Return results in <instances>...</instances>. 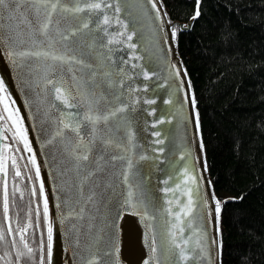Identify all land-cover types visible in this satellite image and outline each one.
Wrapping results in <instances>:
<instances>
[{
	"label": "water",
	"instance_id": "water-1",
	"mask_svg": "<svg viewBox=\"0 0 264 264\" xmlns=\"http://www.w3.org/2000/svg\"><path fill=\"white\" fill-rule=\"evenodd\" d=\"M66 2L73 3L74 0ZM122 2L127 4L122 17L129 19V30L134 27L136 31L132 43L137 45L135 51L140 54L138 58L128 56L132 49L127 45L120 47L117 41H113V53L130 62L125 65L118 60L112 66L111 76L106 77L102 73L108 65L100 66L93 55L101 50L99 47L89 48L91 33L82 30L74 37L78 46L77 55L97 66H78L82 68L78 74L87 79L96 71L98 74L88 81V86L94 88L97 95L103 93L109 97L107 101L101 99V110H107L109 104L116 106L112 97L121 87L117 83L121 78V74L116 71L117 67L125 69L122 76L124 96L119 102L129 104L125 112L110 118L107 124L103 121L99 123L98 136L102 135L103 140H95L86 160L78 159L76 153L85 151L91 140L88 135L91 131L90 123L85 121L81 125L85 141L79 147V137L73 130L65 128L63 135L59 134L60 113L57 109H67V106L58 100L56 106H52L54 91L52 85L47 88L44 86L43 58L30 57L25 66L13 64L4 44L0 43V63L22 113L48 195L49 212L53 220L51 254L54 256L49 260L47 239L48 264H145L150 259L154 264L156 256L164 264L168 229L177 222L184 227L180 236L189 240V249L195 248V228L201 225L200 217L203 214L200 203L197 202L196 209L190 214L193 224L185 223L188 217L183 213L182 219L178 221L168 211L169 201L172 211L180 210L181 205L177 204L176 197H179L181 204L187 202V192L182 194L179 188H173V184L191 186L183 180V173L176 175L186 159L180 156L181 151L191 148V155L199 157L195 161V170L202 173L201 187L213 191L207 164L206 167L204 164V149L199 146L201 136L195 123L196 109L191 102L192 89L187 73L183 71L185 68L179 58L175 39L171 35L173 23L169 21L161 0H157L159 17L150 0ZM84 12L86 14L87 10ZM0 16L3 17L0 19V33L5 35L12 29L26 33V19L34 21L31 10L27 8L15 13L12 19H9L7 11L0 12ZM195 17L193 15L186 25L180 23L182 29H189ZM83 18V14H69L65 23L79 26L78 19L82 21ZM161 19L164 21L163 25L160 23ZM110 31L118 33L119 27L113 24ZM133 60L136 69L132 68ZM141 65L152 75L145 77ZM172 66L181 68L180 77L173 74ZM133 72L135 75L131 74ZM109 80L113 81L111 85ZM145 83L147 88L144 87ZM136 85L140 87L137 88ZM129 88L132 89L131 93H128ZM161 115L171 119L153 123ZM129 127L135 132L131 142L135 145L134 149L128 141ZM157 132L160 133L159 136L155 135ZM107 139L115 143L105 145L104 140ZM117 144L124 147H117ZM158 147L164 151L157 152ZM29 154L32 155L31 152ZM113 156L117 159L113 160ZM128 158H131L133 167L126 184L122 173L126 170ZM169 176L172 180L166 183ZM39 179L37 178L38 185ZM128 184L133 186L134 198L147 206L149 214L155 217L154 220L146 222L137 212H133L132 216L126 215L123 209H120L119 216L116 215L118 204L122 203L128 193ZM165 187L173 188V191L165 193ZM214 204L215 201L211 200L213 207ZM153 229L158 249L156 253L152 252L150 244ZM207 229L209 240L202 242L210 244V259L200 255L197 249L193 257H189L187 262L181 260L179 264H221L219 222L217 224L214 218L209 219ZM92 255H98L100 260H91Z\"/></svg>",
	"mask_w": 264,
	"mask_h": 264
},
{
	"label": "snow or ice",
	"instance_id": "snow-or-ice-1",
	"mask_svg": "<svg viewBox=\"0 0 264 264\" xmlns=\"http://www.w3.org/2000/svg\"><path fill=\"white\" fill-rule=\"evenodd\" d=\"M152 8L156 10V16H160V9L157 7V0H150ZM24 8L30 9L34 21L32 19H26L28 24V30L25 33L17 29H12L7 35L0 33V43H3L6 51L8 52L9 58L12 59L13 64L19 63L21 66L26 65V61L30 57L43 58L45 63L43 64V83L45 88L48 85L53 86L54 99L52 106H56V101H62L63 105L67 106V109H57L60 113V127L58 128L59 134L63 135V129L73 130L79 137L77 141V147L85 141L84 132L82 131V123L85 121L90 123L91 131L88 135L91 137L86 150L83 152H77V158L87 159L92 148L91 145L97 138L103 140V136H98V125L101 121L105 124L108 123L110 118L117 117L118 113L125 112L129 108L128 103L119 102L121 97L124 96L122 78L125 73L123 67H117L116 71L121 74V78L117 83L121 86L120 91L112 97V100L116 101V106L109 104L107 110H101L100 101L101 99L107 101L109 97L106 94L101 93L97 95L94 88L88 86V81L92 80L98 73L92 72L91 77L85 79L82 75L78 74L82 71V68L78 66H87L88 68H95L90 61H86L81 56L77 55V44L74 42V37L79 34L82 30H87L92 35V40L89 44V48L99 47L100 52L93 53V55L99 61L100 66L108 65L102 75L108 77L112 74V66L116 65L119 60L121 63L127 65L130 61L125 58L118 57L113 53V41H117L120 47L127 45L132 51L128 52L129 57L138 58L140 56L138 51H135L137 45L132 43V38L136 35L135 28L131 30L129 19L122 17V12L127 8V4L123 3L122 0H74L73 3H68L66 0H0V12L7 11L9 19H12L15 13L21 12ZM84 10H87L86 14ZM69 14H83L84 18L82 21L78 19V25L72 23H65V20ZM195 15H199V0H197V9ZM3 17L0 16V19ZM161 25L164 21L160 20ZM117 25L119 32L110 31L111 25ZM177 28H171V35L176 36ZM132 68L136 69L134 60L131 62ZM143 68V65L140 66ZM31 72V69H29ZM187 71V69H183ZM172 72L176 77H180L181 68L179 66H172ZM135 75V72L131 73ZM143 74L145 77L151 76L152 73L147 68H143ZM108 83L111 85L112 80ZM181 86L183 80L180 81ZM190 83V81H189ZM147 83L144 87L147 88ZM137 88L140 85H136ZM132 89H128V93H131ZM0 101L3 102L5 109L7 110L8 117L11 119L12 124L15 126L12 132L13 137L23 141V147L32 153L28 159L31 161L32 166L35 168V177L39 179V194L43 200V216L47 222V239H48V255L49 260L51 259L52 252V240H53V220L50 217L49 212V200L47 192L45 191L44 179L41 177L40 163L37 161L35 152L32 149L31 142L28 137V131L23 124V117L19 115L18 108L10 107L12 100L11 93L7 92V87L4 83L3 77H0ZM129 99L131 97L129 96ZM139 99V97H137ZM171 97L169 98V102ZM191 102L193 106L196 103L195 93L191 95ZM74 109V110H72ZM81 109H83V116H81ZM155 112V109H152ZM165 119H171L161 115L159 120H154L153 123H159ZM195 123L199 127V112L195 113ZM55 135V133H54ZM159 136L160 133H155ZM135 137V132L129 127L128 128V141L130 146L134 149L135 145L131 142ZM115 143L111 139L104 140V144ZM159 143V141H157ZM117 147L123 148L121 144H117ZM199 146L203 148V138L199 141ZM9 145H0V172H6V157L2 154V150ZM127 151V149H125ZM157 152H163V148H157ZM191 148L186 151H181L180 156L185 157L183 161L184 166L180 169L177 176L183 173V180L190 183L191 186L181 187L179 183H174L173 188H179L183 194L187 192V202L181 204L179 197H176L177 204L181 205L179 211H172L171 201L168 204V211L171 216L178 218V221L182 219L181 214L183 213L188 217L185 223L193 224V218L190 215L193 210L196 209L197 202L200 203L203 214L200 217L201 225L195 228L196 232V247L189 249V240L184 239L180 236V233L184 231L183 225L179 222L174 223L171 228L168 229L169 236L167 246L164 248V264H179L181 260L187 262L189 257H193L197 249L199 254L208 256L210 259V244L202 241L209 240V234L207 229V222L209 219L219 222L221 212V202L219 198L215 197L214 191L210 192L206 187H201L202 173H198L195 170V161L199 157H193L191 155ZM113 160L117 157L113 156ZM12 164L16 165V175H20L19 166L16 163V157L13 155ZM206 167V161L204 162ZM133 167L131 158H128L126 170L122 173L123 181L127 184L129 179V172ZM31 177V173H29ZM172 180L169 176L166 178L167 181ZM173 188L165 187L163 191L170 193ZM30 192L32 195H36L37 188L33 184ZM134 189L131 184H128V193L123 198L122 203L117 206L116 215L119 216L120 209L124 211H134L141 216L145 221L154 220L155 217L149 214L147 206L142 203L141 200L134 198ZM21 196H23V190H21ZM211 200L215 201L214 207L211 205ZM9 200L7 191V182L5 181L4 191V212L8 214ZM37 221L39 220L40 209L39 205L36 208ZM63 222V221H61ZM28 224H31V208H29V219ZM19 228V225H17ZM179 229L178 231L176 229ZM9 232L12 231L11 225L7 229ZM25 228H19L20 239L24 243V249L27 254L31 255L33 249L28 245V242L24 239ZM4 239V230L0 229V240ZM79 243V241H77ZM13 246L16 245L15 236L12 238ZM152 252L158 251L156 246L155 230L150 240ZM25 251H22L19 247L15 248L16 264H20V258L25 255ZM111 251V249H110ZM9 260L11 254L9 253ZM91 260L99 261L98 255H92ZM41 264H43V256H41ZM145 264H153V261L147 260ZM154 264H161L159 256L155 257Z\"/></svg>",
	"mask_w": 264,
	"mask_h": 264
},
{
	"label": "trees",
	"instance_id": "trees-1",
	"mask_svg": "<svg viewBox=\"0 0 264 264\" xmlns=\"http://www.w3.org/2000/svg\"><path fill=\"white\" fill-rule=\"evenodd\" d=\"M161 2L177 28L176 49L221 202V264H264V0H199L189 29L180 23L195 15L197 0Z\"/></svg>",
	"mask_w": 264,
	"mask_h": 264
},
{
	"label": "flooded vegetation",
	"instance_id": "flooded-vegetation-1",
	"mask_svg": "<svg viewBox=\"0 0 264 264\" xmlns=\"http://www.w3.org/2000/svg\"><path fill=\"white\" fill-rule=\"evenodd\" d=\"M8 114L0 101V145H9L2 150L6 157V172H0V229L4 230V239L0 240V264H16L15 248L19 247L22 251L24 243L20 239L19 228H25L24 239L33 249L31 255L27 254L20 258V264H47V231L44 230L45 219L43 216V206L40 202L39 188L34 179L31 169V161L25 156L24 147L18 138L13 137L14 129ZM13 155L19 166L20 175H16V165L12 164ZM31 173V177L29 176ZM5 181L7 182L9 210L4 212V191ZM35 184L36 195L30 192L31 186ZM23 190V196H21ZM39 205L40 214L37 221L36 208ZM29 208H31V224H28ZM11 225L12 231L9 232L8 226ZM19 225V228L17 227ZM15 236L16 245L13 246L12 238ZM11 259L9 260V255Z\"/></svg>",
	"mask_w": 264,
	"mask_h": 264
},
{
	"label": "bare ground",
	"instance_id": "bare-ground-1",
	"mask_svg": "<svg viewBox=\"0 0 264 264\" xmlns=\"http://www.w3.org/2000/svg\"><path fill=\"white\" fill-rule=\"evenodd\" d=\"M0 77H3V79H4V83H5L6 87H7V92L11 93L12 100H11V103H10V107H12V108H18V109H19V115H20L21 117H23V116H22V113L20 112V108H19V106H18V104H17V101H16V99H15V96H14V94H13V92H12V89L10 88V85H9V83H8V81H7V78H6L5 74H4V70H3V68H2L1 63H0ZM5 110H6V109H5ZM6 112H7V111H6ZM7 114H8V113H7ZM23 124L25 125V123H24V119H23ZM25 127H26V125H25ZM28 137H29V135H28ZM29 140H30V138H29ZM30 142H31V140H30ZM31 146H32V144H31ZM32 149H33V147H32ZM133 212H134V211H125V214H126V215H129V216H132ZM51 255H52V254H51ZM51 257L54 258L53 255H52Z\"/></svg>",
	"mask_w": 264,
	"mask_h": 264
},
{
	"label": "rangeland",
	"instance_id": "rangeland-1",
	"mask_svg": "<svg viewBox=\"0 0 264 264\" xmlns=\"http://www.w3.org/2000/svg\"><path fill=\"white\" fill-rule=\"evenodd\" d=\"M3 103V102H2ZM3 106H4V104H3ZM5 108V107H4ZM7 111V110H6ZM21 141V143H22V145H23V142H22V140H20ZM24 151H25V156L28 158L29 156H30V154H29V151L28 150H25L24 149Z\"/></svg>",
	"mask_w": 264,
	"mask_h": 264
}]
</instances>
